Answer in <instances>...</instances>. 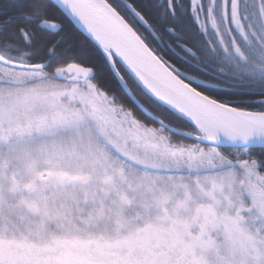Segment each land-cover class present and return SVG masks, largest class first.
I'll list each match as a JSON object with an SVG mask.
<instances>
[{
	"label": "snow or ice",
	"instance_id": "1",
	"mask_svg": "<svg viewBox=\"0 0 264 264\" xmlns=\"http://www.w3.org/2000/svg\"><path fill=\"white\" fill-rule=\"evenodd\" d=\"M0 264H264V0H0Z\"/></svg>",
	"mask_w": 264,
	"mask_h": 264
}]
</instances>
